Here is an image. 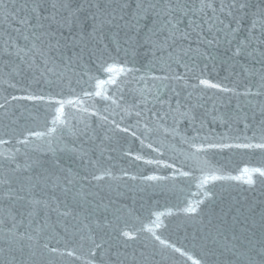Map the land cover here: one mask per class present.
<instances>
[{
    "label": "water",
    "instance_id": "water-1",
    "mask_svg": "<svg viewBox=\"0 0 264 264\" xmlns=\"http://www.w3.org/2000/svg\"><path fill=\"white\" fill-rule=\"evenodd\" d=\"M152 2L0 0V264H264V0Z\"/></svg>",
    "mask_w": 264,
    "mask_h": 264
},
{
    "label": "snow or ice",
    "instance_id": "snow-or-ice-1",
    "mask_svg": "<svg viewBox=\"0 0 264 264\" xmlns=\"http://www.w3.org/2000/svg\"><path fill=\"white\" fill-rule=\"evenodd\" d=\"M157 3H159V0H157ZM165 3L167 5L171 4V0H165ZM145 4H147V7H145ZM125 7L127 6L126 4L124 5ZM53 7H55V4H53ZM151 11H156V15L158 17H160L161 19H163L164 16H166L169 12L174 11V9H172L171 7H166L164 9H160L157 10V4L153 3L152 0H138L137 3V12L136 15L139 18H144L146 15H148ZM33 12H36V9H33ZM52 20H55V15L53 14L50 17ZM44 19H49V17H44ZM113 19H115V17H113ZM121 19H123V17H121ZM21 23H29V21L27 20V18H25L24 20L21 21ZM167 24H172L171 20H168L166 22L165 25H162V27L167 26ZM173 28L175 27V25H172ZM236 54L239 55L240 54V49H237ZM106 71L109 73H113V72H118L120 74H124L128 71V69L125 66H117V65H110L106 68ZM200 83L206 87V88H218L220 87L217 84L211 83L207 80H201ZM60 103V108L58 109V112L62 113L63 112V102H58ZM68 103H71V101H69ZM56 121L54 120L53 123H55ZM243 147H261L264 148V144L261 145H243ZM246 173L248 172V169L244 170ZM253 172H258L261 176H264V171L260 170V169H254ZM213 179H215V177H213ZM247 183L251 184L252 178H251V174H249L248 179L246 181ZM124 236L128 237V238H132L129 233L125 232L123 233ZM161 243H164L163 241H161ZM54 251V250H53ZM177 251H179L177 249ZM71 255V253H69ZM195 264V262H194Z\"/></svg>",
    "mask_w": 264,
    "mask_h": 264
}]
</instances>
